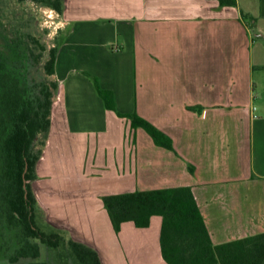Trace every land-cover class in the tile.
<instances>
[{"label": "crops", "instance_id": "1", "mask_svg": "<svg viewBox=\"0 0 264 264\" xmlns=\"http://www.w3.org/2000/svg\"><path fill=\"white\" fill-rule=\"evenodd\" d=\"M234 1L64 0L54 12L57 90L31 188L43 222L101 264H166L161 217L116 234L106 195L189 187L214 245L264 233V0ZM86 74L173 149L133 137Z\"/></svg>", "mask_w": 264, "mask_h": 264}, {"label": "trees", "instance_id": "2", "mask_svg": "<svg viewBox=\"0 0 264 264\" xmlns=\"http://www.w3.org/2000/svg\"><path fill=\"white\" fill-rule=\"evenodd\" d=\"M217 1L222 7L235 6L234 0ZM16 2H30L58 15L64 11V0ZM25 36L26 39H17L0 31V264H46L39 261L42 247L55 253L57 264H101L91 247L66 238L43 222L44 230L38 223L42 214L31 183L37 178L36 165L51 126L57 90V82L51 77L55 74L59 42L47 51L30 34ZM31 46L36 47L37 55ZM45 52L47 59L42 69L46 79L36 82L29 72ZM89 77L105 108L128 123L133 137L137 129H142L156 146L173 149L172 140L148 120L136 112H119L112 93L101 89L96 78ZM101 200L116 234L124 222L147 228L152 216H160V252L166 264H264V233L212 243L189 187L106 195Z\"/></svg>", "mask_w": 264, "mask_h": 264}, {"label": "rangeland", "instance_id": "3", "mask_svg": "<svg viewBox=\"0 0 264 264\" xmlns=\"http://www.w3.org/2000/svg\"><path fill=\"white\" fill-rule=\"evenodd\" d=\"M60 24L56 20L55 13L47 8L34 5L30 2L18 3L16 0H0V31L17 39H26V34L40 41L48 51L58 43L60 38ZM35 55L36 47L31 46ZM47 59V52L44 53L41 62L33 63L29 77L36 81L46 79L42 69L43 62ZM256 94L264 98V71H255ZM51 80V79H50ZM41 228L46 229L42 219L38 221ZM39 261L46 264H57L54 252L41 248ZM26 263L27 261H22ZM68 264H73L71 261Z\"/></svg>", "mask_w": 264, "mask_h": 264}, {"label": "water", "instance_id": "4", "mask_svg": "<svg viewBox=\"0 0 264 264\" xmlns=\"http://www.w3.org/2000/svg\"><path fill=\"white\" fill-rule=\"evenodd\" d=\"M23 187H24V189H25V184H24V186H23Z\"/></svg>", "mask_w": 264, "mask_h": 264}]
</instances>
